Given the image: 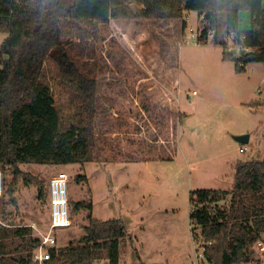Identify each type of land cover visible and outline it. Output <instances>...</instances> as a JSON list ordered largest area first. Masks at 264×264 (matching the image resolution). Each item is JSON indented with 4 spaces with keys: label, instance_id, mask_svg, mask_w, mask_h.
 <instances>
[{
    "label": "trees",
    "instance_id": "obj_1",
    "mask_svg": "<svg viewBox=\"0 0 264 264\" xmlns=\"http://www.w3.org/2000/svg\"><path fill=\"white\" fill-rule=\"evenodd\" d=\"M187 11L205 23L200 42L212 32L213 42L226 48L219 37L224 28L251 48L234 55L237 73L264 63L263 0H0V32L7 33L0 50V165L3 188L8 171L12 177L7 193L23 178L46 196L45 180L23 172L22 164L145 162L163 158L146 148L147 138L176 145L183 114L171 91L151 80L132 97L123 90L109 100L99 74L110 53L112 22L178 20ZM243 11L250 13L245 30L239 27ZM228 196V205H220ZM190 203L193 238L208 264H262L253 246L264 240V160L238 161L231 189L192 190ZM69 207L70 213L91 211L93 202L69 199ZM88 219L83 243L60 250L48 264H93L103 256L120 264L124 223ZM39 243L30 227L0 226V264H36Z\"/></svg>",
    "mask_w": 264,
    "mask_h": 264
},
{
    "label": "rangeland",
    "instance_id": "obj_2",
    "mask_svg": "<svg viewBox=\"0 0 264 264\" xmlns=\"http://www.w3.org/2000/svg\"><path fill=\"white\" fill-rule=\"evenodd\" d=\"M188 12L178 20L112 22L110 53L101 62L99 74L101 91L109 100L123 90L132 97L151 80L171 91L183 114L176 145L147 138L146 148L163 158L145 162L22 164L23 172L45 180L46 196L23 178L7 193L12 178L8 171L0 195V226L30 227L39 238L49 228L48 183L55 173L65 171L68 198L90 200L93 209L72 210L70 225L58 230L61 250L83 243L91 215L124 223L127 236L120 239V264L206 262L201 243L192 234L191 191L231 189L238 161L264 160V63H251L237 73L234 55L241 53L240 48L225 29L219 37L227 41L226 48L213 42L214 33L207 42H200L205 23L198 12ZM250 26V13L243 11L239 27ZM6 37L0 32V50ZM229 45L235 47L231 52ZM138 70H144L148 78H141L145 74ZM123 101L130 105L128 99ZM242 134H249L248 143L235 139ZM78 175L87 179L78 181ZM228 203L229 196L219 204Z\"/></svg>",
    "mask_w": 264,
    "mask_h": 264
},
{
    "label": "built area",
    "instance_id": "obj_3",
    "mask_svg": "<svg viewBox=\"0 0 264 264\" xmlns=\"http://www.w3.org/2000/svg\"><path fill=\"white\" fill-rule=\"evenodd\" d=\"M212 36V32L209 33V37ZM228 36H230L233 42L240 48L241 51H247L251 48L241 46L236 41V33L231 31ZM245 35H241L240 40H243ZM233 45L228 46V51L234 50ZM194 94L196 91L193 92ZM244 150V149H242ZM68 179L69 175L65 171H59L55 173L49 182V203H50V220L49 228L46 232H41L40 243L38 247L33 251L32 262L36 264H48L55 254V258L60 252V247L58 246V230L62 227L69 226L71 223L70 218V207L68 198ZM3 192V170L0 165V195ZM256 252L260 255L261 259H264V240L259 239L253 246ZM55 251V253L53 252ZM204 248H202V256ZM96 264V263H95ZM110 264V263H109ZM200 264H207L202 262ZM263 264V263H262Z\"/></svg>",
    "mask_w": 264,
    "mask_h": 264
},
{
    "label": "water",
    "instance_id": "obj_4",
    "mask_svg": "<svg viewBox=\"0 0 264 264\" xmlns=\"http://www.w3.org/2000/svg\"><path fill=\"white\" fill-rule=\"evenodd\" d=\"M235 139L240 143H248L249 142V134H242L235 136Z\"/></svg>",
    "mask_w": 264,
    "mask_h": 264
},
{
    "label": "crops",
    "instance_id": "obj_5",
    "mask_svg": "<svg viewBox=\"0 0 264 264\" xmlns=\"http://www.w3.org/2000/svg\"><path fill=\"white\" fill-rule=\"evenodd\" d=\"M264 4V3H263ZM187 14L189 13L188 11L186 12ZM239 25H240V23H239ZM251 64V63H250ZM249 65V64H248ZM240 149L242 150V148L240 147ZM236 165V164H235ZM48 198H49V196H48ZM97 261L98 262H103V264L105 263V264H109L110 263V261H109V259L108 258H105V259H102V258H97V259H95L94 261H93V264H97Z\"/></svg>",
    "mask_w": 264,
    "mask_h": 264
}]
</instances>
